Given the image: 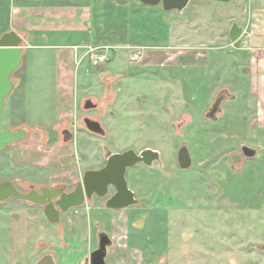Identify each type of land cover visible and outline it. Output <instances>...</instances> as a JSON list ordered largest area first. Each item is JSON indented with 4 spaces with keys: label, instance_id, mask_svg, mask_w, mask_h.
<instances>
[{
    "label": "rangeland",
    "instance_id": "obj_1",
    "mask_svg": "<svg viewBox=\"0 0 264 264\" xmlns=\"http://www.w3.org/2000/svg\"><path fill=\"white\" fill-rule=\"evenodd\" d=\"M85 1L90 6L89 60L77 68L75 112L61 119L55 115L63 100L55 80V49L38 47L43 41L39 32L20 29L18 20H8L0 11V36L14 27L25 36L21 64L11 75L14 87L0 112V130L27 129L25 139L0 151V183L10 180L21 192L44 187L45 172L8 166L10 149L35 134L42 138L41 148L49 150L63 139V129L77 131L72 152L83 158L84 172L101 168L109 152L127 148L156 149L160 159L127 168L135 204L106 207L111 191L86 199L73 207L77 210L69 226L55 223L54 242L39 241L34 256L51 252L57 264H89L98 233L105 231L111 239L109 264H264V116L254 113L255 99L248 101L252 95L244 54L228 38L231 23L245 19L199 18L201 6H209L199 0L182 10L117 0L112 11L104 12L100 1L108 0ZM244 1L245 9L250 2L264 9V0ZM138 4L140 10L132 11ZM178 11L188 20L197 14L189 20L197 31L178 27ZM71 40L67 32L56 31L47 42L66 46ZM104 47L109 59L93 65L92 54ZM179 49L180 61L159 59L161 64L150 65L157 56ZM129 53L138 58L131 61ZM87 99L93 108L83 107ZM216 101L217 110L208 117ZM84 117L99 121L105 134L89 131ZM183 144L192 159L186 169L176 157ZM242 145L255 148V155L245 156ZM75 184L64 187L72 190ZM6 230L0 231L5 245L13 239V229L11 234Z\"/></svg>",
    "mask_w": 264,
    "mask_h": 264
},
{
    "label": "crops",
    "instance_id": "obj_2",
    "mask_svg": "<svg viewBox=\"0 0 264 264\" xmlns=\"http://www.w3.org/2000/svg\"><path fill=\"white\" fill-rule=\"evenodd\" d=\"M30 1L0 0V11L8 20H18L20 29H27L29 33L39 32L40 40L43 41L37 44L39 45L38 47L55 49V80L59 89L62 90L63 100L61 106L59 105L60 107L54 112L56 118H65L75 112L74 88L77 68L85 59L89 60L85 50L91 43L89 39L90 32L86 24V20L90 15V6L85 0H67V3H60L59 0ZM191 1L193 0H189L185 8H188ZM201 1L206 2L209 6H201V11L197 13L199 18L207 17L209 19L216 15L223 17L226 21L236 17L245 19L243 24L231 23L228 30V38L230 43L234 45V42L229 37L233 23L242 28L239 36V47L244 54L243 70L245 77L248 78L249 93L252 95V98L248 99V101L255 99L256 104L252 103L255 110L254 113L264 116V9L262 10V7H253L251 2L245 9V6H243L244 0H199V2ZM117 2V0L100 1V4L104 3L102 11H112L114 9L112 5L116 6ZM107 3H109V6H107ZM236 6H241L242 8H236ZM140 8L138 4L136 9L132 11L138 12ZM145 12L147 13V9H145ZM178 12L179 17L182 15L178 19V27L185 30L189 29L192 32L197 31L198 25L195 23L194 26H191L189 23V20L198 18L197 14L188 20L183 12ZM243 12L245 13L244 15ZM27 20H33L34 22H29L28 24ZM14 28L12 29L16 31ZM56 31L67 32L72 40L66 46H55L48 43L50 34ZM197 34L196 32L195 35ZM18 35L24 40L25 36H22L20 32ZM32 36L31 40L33 39ZM173 51L171 54L165 53V55L157 56V61L152 62L150 65L156 66L164 61H180L182 55L180 49L174 53ZM129 52L132 51L130 50ZM129 58L134 61L138 56L129 53ZM159 59L163 61L158 62ZM245 106L249 110V102ZM64 130L67 129H63L62 133ZM76 132H70L72 134L70 140L65 141L62 139L55 142L49 150L41 148L42 138L31 134L24 144L11 147L7 160L8 166L18 170L25 168L45 172L47 181L43 185L47 187L73 185L82 177L84 172V168L81 165L83 158L78 153L72 152V143ZM11 197L0 200V231L7 229L6 231L11 234L13 229L12 240L10 239L6 245L4 241H0V264H27L31 260H33L31 263H34L38 259V256H34L38 242L41 240H47L50 243L54 242L57 236V225L48 221L43 206L22 201L15 197V199H10ZM75 210L77 209L71 207L61 213L59 222L64 226H69L70 217H72V213H76ZM73 223H71V226L75 225ZM0 234L3 235V232H0ZM55 261L57 264L58 260L55 259ZM107 264L109 263L107 262Z\"/></svg>",
    "mask_w": 264,
    "mask_h": 264
},
{
    "label": "water",
    "instance_id": "obj_3",
    "mask_svg": "<svg viewBox=\"0 0 264 264\" xmlns=\"http://www.w3.org/2000/svg\"><path fill=\"white\" fill-rule=\"evenodd\" d=\"M147 5L161 4L165 10L185 8L189 0H139ZM242 28L233 23L229 32L231 41L235 47H239V36ZM22 42L23 38L15 31L9 30L0 36V112L4 106L5 98L14 87L12 73L20 66L22 60ZM218 101L213 104L209 111V116L214 115L217 110ZM85 108L94 107V104L87 99ZM85 127L96 134L104 135L105 131L99 121L85 117L83 119ZM27 129L24 127L12 130L4 128L0 130V151L6 144L17 142L26 138ZM68 130L63 131L65 141L71 138ZM242 153L247 157H253L256 149L248 145L241 146ZM177 163L181 169L189 168L192 162L188 147L183 144L177 149ZM160 159V153L156 149L144 148L139 152L133 148H127L121 152H109L106 155L105 164L96 170H86L80 181L70 191H65L64 186L47 187L44 186L37 190L31 187L27 192L19 191L14 183L5 180L0 183V200L10 196L21 200L31 201L43 206L46 218L50 223H58L61 213L71 207L83 204L86 199L92 196H104L110 187L114 192L106 199L105 206L111 209H122L136 203L134 192L128 187L125 173L128 167L137 163H143L150 166L154 161ZM56 198V199H54ZM111 245V239L105 231L98 233L97 248L91 251L89 255V264H106L105 257L108 246ZM32 264H56L55 258L51 252L42 254Z\"/></svg>",
    "mask_w": 264,
    "mask_h": 264
},
{
    "label": "built area",
    "instance_id": "obj_4",
    "mask_svg": "<svg viewBox=\"0 0 264 264\" xmlns=\"http://www.w3.org/2000/svg\"><path fill=\"white\" fill-rule=\"evenodd\" d=\"M102 49H103L102 51L96 54H92L93 56L91 62L93 65L104 63L109 59L107 55L108 47H104ZM88 50H89L88 52L92 53L94 49L90 47Z\"/></svg>",
    "mask_w": 264,
    "mask_h": 264
},
{
    "label": "flooded vegetation",
    "instance_id": "obj_5",
    "mask_svg": "<svg viewBox=\"0 0 264 264\" xmlns=\"http://www.w3.org/2000/svg\"><path fill=\"white\" fill-rule=\"evenodd\" d=\"M84 104H85V102H84ZM84 104H83V107H84ZM210 110H211V109H210ZM210 110L207 111V114H206V115H208V117H213V115L209 116V111H210ZM214 114H215V113H214ZM84 118H85V117H84ZM84 118H83V119H84ZM65 191H70V190H66V189H65ZM108 191H111V193H110V195H111V194L114 192V189H113L112 187H110ZM54 199H56V198H54ZM105 262H106V257H105ZM106 264H107V262H106Z\"/></svg>",
    "mask_w": 264,
    "mask_h": 264
}]
</instances>
